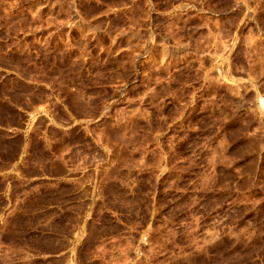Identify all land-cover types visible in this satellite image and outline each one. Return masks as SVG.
<instances>
[{"label":"rangeland","instance_id":"rangeland-1","mask_svg":"<svg viewBox=\"0 0 264 264\" xmlns=\"http://www.w3.org/2000/svg\"><path fill=\"white\" fill-rule=\"evenodd\" d=\"M0 264H264V0H0Z\"/></svg>","mask_w":264,"mask_h":264},{"label":"crops","instance_id":"crops-1","mask_svg":"<svg viewBox=\"0 0 264 264\" xmlns=\"http://www.w3.org/2000/svg\"><path fill=\"white\" fill-rule=\"evenodd\" d=\"M39 113H40L39 110H35V111L31 112L30 115L32 117H35ZM42 114H44V113H42ZM17 167H18L17 164H12L11 166L8 167V169L6 170L7 171L6 173H10V171L14 172V169L17 168Z\"/></svg>","mask_w":264,"mask_h":264}]
</instances>
